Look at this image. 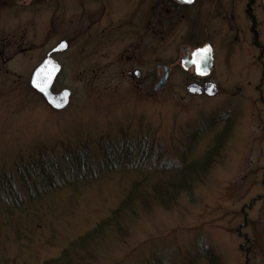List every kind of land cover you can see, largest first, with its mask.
Instances as JSON below:
<instances>
[{
  "label": "rangeland",
  "instance_id": "1",
  "mask_svg": "<svg viewBox=\"0 0 264 264\" xmlns=\"http://www.w3.org/2000/svg\"><path fill=\"white\" fill-rule=\"evenodd\" d=\"M121 1L0 0V264L62 259L111 214L134 179L165 162L202 158L226 129L217 159L193 187L127 214L122 230L90 244L88 264H208L210 252L216 264H264V63L247 38L248 0H196L158 35L146 30L151 14L134 32L132 21L115 14ZM256 2L260 13L264 5ZM62 40L53 89L72 95L56 110L30 79ZM207 42L215 51L208 79L216 95L190 92L199 77L180 62L183 47ZM159 63L170 69L156 88L165 75ZM79 145L89 148L93 167L29 189V163L41 152L54 175L69 174L59 170ZM141 157L150 164L143 169L133 164ZM11 186L18 194L5 189Z\"/></svg>",
  "mask_w": 264,
  "mask_h": 264
},
{
  "label": "trees",
  "instance_id": "2",
  "mask_svg": "<svg viewBox=\"0 0 264 264\" xmlns=\"http://www.w3.org/2000/svg\"><path fill=\"white\" fill-rule=\"evenodd\" d=\"M224 132L226 134L228 130L226 129ZM225 134H220L200 159L193 161H186L183 159L178 161V163L173 162L171 164L165 162L160 164L159 168H156L153 173L145 174L144 178L138 177L134 179L118 206L112 210L109 216L103 218L95 228L79 237L74 242V245L71 244L65 249L64 256H61L62 259L49 260L50 262L48 264H54L55 262L58 264H88L92 255L90 244L96 240V238H104L108 234H113V231L122 230L127 214L134 215L138 212L137 210H147L158 204H167L176 199L182 191L189 187H193L195 180L206 173L210 165H212V162H215L217 159L221 146L219 142L220 140L223 142L222 136ZM104 147L106 146L104 145ZM68 155L71 159H69ZM68 155L64 157L67 161L65 167L60 169L59 172L70 171L69 174L60 172L54 175L55 173L50 171L52 166V163H50L51 158L41 152L39 157L29 163L31 167L29 173L33 181L29 189L31 191H35V189L40 187L48 189L58 185L57 183L68 182L70 179L67 175L73 176L75 174H80L79 172L82 170L84 171L93 167L89 159V148L86 146H76L75 149L68 151ZM70 161H75L76 164H78L77 167L74 169L70 168ZM143 161L144 158L141 157L136 160V162H133V164L139 169H143L146 165H150L144 164ZM82 173L86 175V172ZM26 174L28 173L21 168L19 175L25 177ZM5 189L12 194H18L13 186ZM211 254L210 252L208 255V264H216ZM66 256L68 257L63 259Z\"/></svg>",
  "mask_w": 264,
  "mask_h": 264
},
{
  "label": "flooded vegetation",
  "instance_id": "3",
  "mask_svg": "<svg viewBox=\"0 0 264 264\" xmlns=\"http://www.w3.org/2000/svg\"><path fill=\"white\" fill-rule=\"evenodd\" d=\"M147 0H125V2H116L115 14L121 15L127 18L129 21H132L131 26L134 27V32H139L140 29H145V26H143V23L146 21L147 14L153 15V20H147L149 23L146 26V30L153 32L155 35L160 34L162 30V25L164 24L165 26H170V23L172 22L171 19L175 17L179 11L183 10H188V8H191L192 5L196 2V0L192 3H188L184 0H159L156 2L151 1V2H146ZM257 0H248L245 7L244 11L246 13V26L248 30L247 32V38H249L250 44L252 47L257 48L259 51L258 58L264 63V29L262 31V20L259 16L263 15L264 7L258 12L257 9ZM261 3L264 5V0H261ZM152 9V11H150ZM148 11V12H147ZM190 11V10H189ZM114 13V11H113ZM189 14V12H188ZM150 15V17H151ZM62 17V15L60 14ZM149 17V19H150ZM263 19V18H262ZM241 30L236 29L234 35L232 36L233 42L235 44H238L241 42ZM62 42H65L62 41ZM60 42V43H62ZM67 42V41H66ZM63 43L62 47L66 48L67 43ZM213 44V43H212ZM59 45V44H58ZM61 48V47H60ZM183 50V55L180 58V62L182 61V58L190 52V50L186 47L182 48ZM214 56H215V51H214ZM215 61L212 66V70L215 67ZM164 67L165 71L166 69H170V66L168 64L162 65L159 63L158 67L159 69L161 67ZM181 66L182 62H181ZM195 67L191 66L189 69H193ZM188 70V69H187ZM196 74V73H195ZM212 74V71L210 74L201 76L199 74H196L199 79L196 81L197 83L201 85H206L208 82H214L212 80H209L208 77ZM133 76L138 75V77H141L142 72L139 70H135ZM215 83V82H214ZM216 84V83H215ZM217 85V84H216ZM218 87V86H217ZM219 91V87L217 88V92ZM207 94L206 92H202ZM216 93V94H217ZM208 95V94H207ZM263 94H262V99H263Z\"/></svg>",
  "mask_w": 264,
  "mask_h": 264
},
{
  "label": "water",
  "instance_id": "4",
  "mask_svg": "<svg viewBox=\"0 0 264 264\" xmlns=\"http://www.w3.org/2000/svg\"><path fill=\"white\" fill-rule=\"evenodd\" d=\"M188 3L194 0H184ZM213 47L210 43H207L201 47L196 48L192 52V57L190 53H187L182 58V65L184 68L189 69L191 66H195V72L200 75H207L211 72V68L214 64V53ZM61 64L57 59L53 57H46V59L41 62L36 68L31 76V85L34 89L40 91L45 100L48 101L56 109H62L69 104L72 91L70 88H63L59 92H54L52 87L57 78L59 72L61 71ZM169 70L166 69L165 75L160 79L156 88L165 85L167 82ZM189 90L192 93H200L206 91L210 95H214L217 91L214 83L208 82L206 85L202 86L197 82L189 85Z\"/></svg>",
  "mask_w": 264,
  "mask_h": 264
}]
</instances>
